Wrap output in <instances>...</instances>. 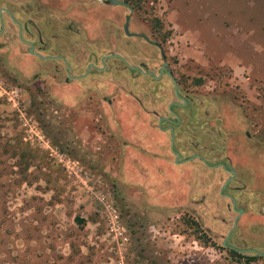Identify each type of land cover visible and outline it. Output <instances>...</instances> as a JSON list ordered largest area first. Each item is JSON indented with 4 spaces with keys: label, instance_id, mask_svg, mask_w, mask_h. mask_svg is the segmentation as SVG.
Returning a JSON list of instances; mask_svg holds the SVG:
<instances>
[{
    "label": "rangeland",
    "instance_id": "1",
    "mask_svg": "<svg viewBox=\"0 0 264 264\" xmlns=\"http://www.w3.org/2000/svg\"><path fill=\"white\" fill-rule=\"evenodd\" d=\"M42 1L60 10L72 0ZM124 1L140 10L133 30L155 26L165 34L171 63L194 91L211 96L212 113L224 114L230 130L249 125L264 139V0ZM112 47L135 64L151 55L139 40ZM11 76L0 71V264H264L208 242L204 228L217 236L216 214L203 221L200 168L195 178L163 160L176 174L165 178L156 169L143 180L136 150L124 148L126 138L134 144L139 136L121 133L124 120L62 118L41 88ZM112 78L117 84L124 74ZM237 107L250 118L238 119ZM94 111L98 119L104 109Z\"/></svg>",
    "mask_w": 264,
    "mask_h": 264
},
{
    "label": "flooded vegetation",
    "instance_id": "2",
    "mask_svg": "<svg viewBox=\"0 0 264 264\" xmlns=\"http://www.w3.org/2000/svg\"><path fill=\"white\" fill-rule=\"evenodd\" d=\"M117 1L115 5L112 0H72L60 10L42 0L25 2L23 7L0 6V71L14 74L12 81L25 88H41L50 105H60L62 118L69 119L71 114L73 119L99 122L124 120L121 133L130 130L139 136L136 145L126 138L124 148L125 152L136 150L143 180L156 169L165 178L176 174L177 170H165L166 162L186 167L193 177L194 167L200 168L204 191L197 204L202 206L203 221L211 217V211L216 214L217 236L207 225L204 228L208 242L217 239L224 251L248 260L264 259L262 135L249 125L230 130L224 114L209 110L211 96L194 91L189 76L171 63L167 37L160 28L133 30L138 6ZM128 17L132 36L125 30ZM130 39L147 44L151 55L135 64L126 50L113 49L112 45L128 46ZM120 73L124 80L115 84L112 77ZM103 78L108 79L106 84ZM67 94L75 101L62 99ZM97 105L104 109L98 119ZM244 112L235 109L237 118L244 117ZM187 213L198 215L192 209Z\"/></svg>",
    "mask_w": 264,
    "mask_h": 264
},
{
    "label": "water",
    "instance_id": "3",
    "mask_svg": "<svg viewBox=\"0 0 264 264\" xmlns=\"http://www.w3.org/2000/svg\"><path fill=\"white\" fill-rule=\"evenodd\" d=\"M113 1V3L116 5V4H118L119 2L117 1V0H112ZM129 21H130V18L128 17L127 18V24H126V26H125V30H126V33H127V35H129V36H132V34H130L129 33V30H128V28H129ZM143 37H145V36H143ZM226 245V244H225ZM251 252H255V253H257L258 255H262V253H260V252H258V251H256V250H250Z\"/></svg>",
    "mask_w": 264,
    "mask_h": 264
}]
</instances>
